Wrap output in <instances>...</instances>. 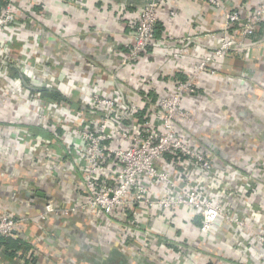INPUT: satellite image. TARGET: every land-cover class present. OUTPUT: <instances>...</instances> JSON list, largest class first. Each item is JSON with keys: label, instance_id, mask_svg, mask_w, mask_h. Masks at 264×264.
<instances>
[{"label": "crops", "instance_id": "obj_1", "mask_svg": "<svg viewBox=\"0 0 264 264\" xmlns=\"http://www.w3.org/2000/svg\"><path fill=\"white\" fill-rule=\"evenodd\" d=\"M34 1L19 3L20 22L6 33V55L19 69L0 66V216H35L50 199L65 206L82 201L80 182L72 177H82L85 161L81 141L71 132L99 116L83 105L85 96L116 94L134 112L148 116L158 96L173 89L172 78L178 73L191 77L218 45L225 11L237 9L245 17L261 2L222 0L224 7L218 9L205 0H159L156 41L119 70L117 62L131 50L146 0ZM229 32L238 36L236 28ZM244 41L238 51L215 62L214 76H200L187 104L194 121L182 124V130L215 157L216 180L197 179L195 185L206 186L213 199L264 233V169L258 166L264 163V20ZM15 81L21 90L13 95ZM51 97L58 100L54 106ZM40 108L52 114L51 121L35 117ZM50 124L58 130L70 124L63 130L67 140ZM36 135L53 142L58 155L43 142L34 144ZM165 160L171 163L170 157ZM180 165L173 163L179 172ZM39 190L47 197L37 195ZM137 212L130 210L131 220L163 236L175 261L184 243L194 244L196 251L182 264H264V243L248 232L222 223L211 239L198 233L200 218L188 209L152 210L139 219ZM116 222L86 213L53 214L17 229L13 238L27 244L17 257L0 245V264H150L141 252L108 244Z\"/></svg>", "mask_w": 264, "mask_h": 264}, {"label": "built area", "instance_id": "obj_2", "mask_svg": "<svg viewBox=\"0 0 264 264\" xmlns=\"http://www.w3.org/2000/svg\"><path fill=\"white\" fill-rule=\"evenodd\" d=\"M1 1L4 4L0 9V66L15 68L17 65L13 63V59L6 55L5 42L6 33L20 22L19 3L22 0ZM30 1L35 4L34 0ZM205 2L214 8L224 7L222 0ZM158 12L159 0H146L135 26L131 50L117 62L119 70L129 66L130 61L137 60L156 41ZM263 20L264 0L245 17L237 9L225 11V29L218 45L198 62L191 77L186 80L172 78L173 89L158 96L150 107L148 116H138L140 112H134L116 94L85 96L83 105L90 109L89 112L99 113V116L80 122L71 132L72 138L81 141L79 149L85 161L82 177L79 180L72 177L80 182L79 188L84 199L77 202L75 200L70 206L50 199L35 216L26 213L2 214L0 236H12L17 229L36 222L40 224L53 214L70 216L86 213L93 219L104 217L118 220L115 223V233L108 240L112 248L121 249L124 246L130 248V251L141 252L150 264L155 261L162 264H182L196 251L194 244L184 243L180 252L182 257L175 261V258L168 256L172 245H168L163 236L148 232L132 221L130 210L138 211L135 216L139 219L146 217L152 210L174 212L188 209L200 218V224L196 226L199 234L212 239L215 228L223 223L248 232L263 244L264 233L254 230L248 218L229 211L225 204L213 199L206 186L195 185L197 179L203 183L205 180H216L215 157L211 151L198 145L193 136L182 130V124L194 121L193 111L187 104L190 96L197 93V79L202 74L214 76L217 73L215 62L242 48L246 44L244 40L255 35ZM233 28L238 31V36L229 32ZM19 84L20 82H16L17 89L13 95L21 90ZM33 86L35 90H41L40 87ZM40 103L42 106V99ZM57 103L58 100L51 97L49 105ZM37 111L35 117L38 120L51 121L52 114L49 111L43 108ZM69 126L71 125L60 126L58 130L50 124L55 133L66 131ZM61 135L67 140L68 135L64 131ZM34 140V144L43 142L50 152L58 155L56 145L50 140L45 141L41 135ZM166 157L171 158V163L166 162ZM172 162L181 163V172L178 167L174 168ZM258 166L264 169V163ZM184 169L188 171L185 172ZM176 172L180 178L176 176ZM165 249L166 252L163 251Z\"/></svg>", "mask_w": 264, "mask_h": 264}, {"label": "trees", "instance_id": "obj_3", "mask_svg": "<svg viewBox=\"0 0 264 264\" xmlns=\"http://www.w3.org/2000/svg\"><path fill=\"white\" fill-rule=\"evenodd\" d=\"M3 4H4V1L0 0V9L2 8ZM156 27H157V25H156ZM156 27H155V32H156ZM179 76H180V74L178 73V78L183 79V80L187 79L183 76H181V77H179ZM53 96L59 98L58 96H60V93H57V94L55 93V95H53ZM142 114H143V112L139 113L138 116H141ZM139 119L142 120L141 117ZM0 245L6 247L9 250L8 252H10V255L12 257H14V256L17 257L16 252L20 249H25V247L27 246V244L22 239H19V238L14 239L13 235L12 236H0Z\"/></svg>", "mask_w": 264, "mask_h": 264}, {"label": "water", "instance_id": "obj_4", "mask_svg": "<svg viewBox=\"0 0 264 264\" xmlns=\"http://www.w3.org/2000/svg\"><path fill=\"white\" fill-rule=\"evenodd\" d=\"M29 195H31L32 197H34V194H30V192L29 193H27V196H29ZM37 195H40V196H42V197H47L46 195H45V193L44 192H42V191H37Z\"/></svg>", "mask_w": 264, "mask_h": 264}, {"label": "rangeland", "instance_id": "obj_5", "mask_svg": "<svg viewBox=\"0 0 264 264\" xmlns=\"http://www.w3.org/2000/svg\"><path fill=\"white\" fill-rule=\"evenodd\" d=\"M130 63H131V61H130ZM198 80H199V79H197V82H198ZM170 254H172V251H171V250H169V254H168V255H170Z\"/></svg>", "mask_w": 264, "mask_h": 264}]
</instances>
